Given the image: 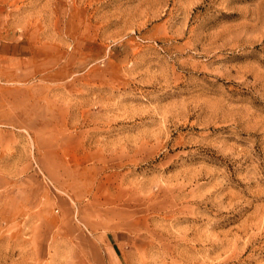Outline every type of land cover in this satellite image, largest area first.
Segmentation results:
<instances>
[{
    "label": "rangeland",
    "instance_id": "374dc122",
    "mask_svg": "<svg viewBox=\"0 0 264 264\" xmlns=\"http://www.w3.org/2000/svg\"><path fill=\"white\" fill-rule=\"evenodd\" d=\"M0 3V264H264V0Z\"/></svg>",
    "mask_w": 264,
    "mask_h": 264
},
{
    "label": "crops",
    "instance_id": "0c3cea01",
    "mask_svg": "<svg viewBox=\"0 0 264 264\" xmlns=\"http://www.w3.org/2000/svg\"><path fill=\"white\" fill-rule=\"evenodd\" d=\"M3 14H4V7H3V5L0 3V23L2 22Z\"/></svg>",
    "mask_w": 264,
    "mask_h": 264
}]
</instances>
